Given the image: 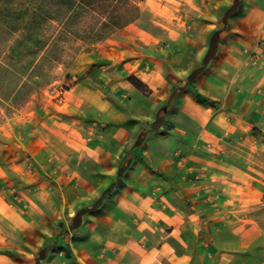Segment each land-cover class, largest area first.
I'll use <instances>...</instances> for the list:
<instances>
[{
    "label": "crops",
    "instance_id": "obj_1",
    "mask_svg": "<svg viewBox=\"0 0 264 264\" xmlns=\"http://www.w3.org/2000/svg\"><path fill=\"white\" fill-rule=\"evenodd\" d=\"M1 3L0 114L29 86L23 44L41 41L40 29L31 35L23 15ZM181 3L190 7L180 15L186 21L164 29L165 50L176 54L170 69L157 64L152 33L132 32L145 45L115 48L116 59L83 70L89 75L54 95L51 109L37 101L18 134L12 113L0 123L13 142L0 162V189L33 186L36 171L67 193L41 202L0 197V264H36L46 247L39 264H264V0H243L226 24L234 0ZM216 30L215 56L190 80ZM11 48L24 64L18 70ZM163 108L166 123L154 129ZM111 186L72 229L78 211ZM62 222L59 246L53 236Z\"/></svg>",
    "mask_w": 264,
    "mask_h": 264
},
{
    "label": "rangeland",
    "instance_id": "obj_2",
    "mask_svg": "<svg viewBox=\"0 0 264 264\" xmlns=\"http://www.w3.org/2000/svg\"><path fill=\"white\" fill-rule=\"evenodd\" d=\"M0 1L4 7L7 5L10 10H16L18 17L23 15L26 29L29 28L28 31L31 32V35L33 30L40 29L41 33L40 42L36 36L29 38L32 41L36 40L35 44L28 42L23 44L25 54L22 55L26 56L28 71L31 70L28 77V88L14 97L12 110L9 108L7 113L3 109L0 114V123L4 124L5 116L12 113L17 134L23 118L37 110V101L43 100L45 106L48 104L50 106L48 108L51 109L50 100H55L54 95L59 93L62 96L63 92L73 85V82L83 80L85 75H89L85 73L86 69L89 72L96 66L106 64L105 61L112 62L111 58L116 59L118 55L114 53L115 48L126 43V45H132L136 48L139 45H145L147 41L143 37L132 35V32L137 34L152 33L153 36L148 41H151L155 46L154 51L156 53L154 55L158 61L156 63L161 64L162 68L166 66V70L170 69L167 61L169 56H176V54H170L165 50L167 35H164V29H166V25L185 22L186 19L180 17L181 12L185 7L190 9L188 4L183 7L181 0ZM166 3H168L167 6H165ZM70 5L71 16H69ZM13 48L17 47L14 46ZM14 53L11 48L10 53H8V56L11 57L10 66L12 70H18L24 64H18ZM143 53L142 57L146 63L147 54ZM40 54L43 56L38 59ZM6 56L7 53L4 54L5 58ZM157 64L156 67H158ZM19 80L18 77L13 83L19 84ZM175 91L178 89H174L172 94ZM170 98L166 101L167 107L173 106L169 103ZM8 128L10 129V127ZM8 128L5 126L4 130ZM0 137V151L2 153L0 154V162L4 163L8 161V159L3 158L11 152L9 147L12 149L13 142L3 132H0ZM14 145L19 150L17 143ZM57 175L54 173L52 177L56 178ZM44 177L46 176L41 175L40 172H32L33 186L25 188H20L17 183L10 188L2 184L0 197L3 203L4 201L9 202L10 198L16 200L17 198L30 197L41 202L44 195H51L55 200L67 196L66 192L54 185L56 182L44 181L43 183ZM15 179L19 182L23 180L18 175ZM71 194L73 195L74 192L71 191ZM258 210L261 214L264 213V208ZM64 224L63 222L58 224V233L53 236V242L59 246H61L62 237L63 240L65 238L66 228ZM68 225L72 227V223ZM64 247H66L65 243Z\"/></svg>",
    "mask_w": 264,
    "mask_h": 264
},
{
    "label": "trees",
    "instance_id": "obj_3",
    "mask_svg": "<svg viewBox=\"0 0 264 264\" xmlns=\"http://www.w3.org/2000/svg\"><path fill=\"white\" fill-rule=\"evenodd\" d=\"M243 6V0H234V3L227 9L226 13H225V17H224V23L226 24L227 21H228V18L230 17V15L232 14H235L237 12H239L241 10ZM222 30H216L215 32H213V35L211 37V40H210V45H209V48H208V52L204 58V65L195 69L194 72H192V74L190 75L189 79L190 80H193L194 77L203 71L204 69V66L211 60V58H213L216 54V50H217V46H218V42L220 40V37H221V33ZM133 81H137L136 78H132ZM136 83V82H135ZM183 89L182 87H179L178 90H181ZM164 111H165V108L161 109V111L159 112L157 118H156V121L154 122L153 124V128H158L160 126H162V124H165L166 121L163 119V116H164ZM142 141V138L139 137L138 141H137V144H140ZM124 168H120L118 173L121 175L122 172H123ZM112 188L113 186L107 188L105 190V192L103 193V195L98 198L96 200V202L92 205V207L90 209L88 208H82L78 211V213L75 215V217L73 218V221H72V229L74 228H78L81 223H82V216L83 214H85L86 212L92 210V209H96V207L112 192ZM48 251V247H46L45 249L41 250L40 254H39V257L36 259L37 262L36 264H39L40 262V259L41 258H44L46 256V253ZM67 253H68V249H67Z\"/></svg>",
    "mask_w": 264,
    "mask_h": 264
},
{
    "label": "water",
    "instance_id": "obj_4",
    "mask_svg": "<svg viewBox=\"0 0 264 264\" xmlns=\"http://www.w3.org/2000/svg\"><path fill=\"white\" fill-rule=\"evenodd\" d=\"M178 93H179V90L178 91H175L172 95H171V98H170V105H174L175 103V100H176V97L178 96Z\"/></svg>",
    "mask_w": 264,
    "mask_h": 264
},
{
    "label": "built area",
    "instance_id": "obj_5",
    "mask_svg": "<svg viewBox=\"0 0 264 264\" xmlns=\"http://www.w3.org/2000/svg\"><path fill=\"white\" fill-rule=\"evenodd\" d=\"M261 57H264V54L263 53L261 54Z\"/></svg>",
    "mask_w": 264,
    "mask_h": 264
}]
</instances>
